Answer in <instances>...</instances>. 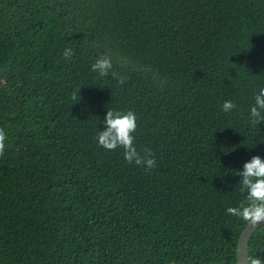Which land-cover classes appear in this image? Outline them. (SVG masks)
<instances>
[{
    "label": "trees",
    "instance_id": "16d2710c",
    "mask_svg": "<svg viewBox=\"0 0 264 264\" xmlns=\"http://www.w3.org/2000/svg\"><path fill=\"white\" fill-rule=\"evenodd\" d=\"M261 87L264 0H0V264H235ZM109 109L155 168L98 145Z\"/></svg>",
    "mask_w": 264,
    "mask_h": 264
},
{
    "label": "clouds",
    "instance_id": "9594fccd",
    "mask_svg": "<svg viewBox=\"0 0 264 264\" xmlns=\"http://www.w3.org/2000/svg\"><path fill=\"white\" fill-rule=\"evenodd\" d=\"M72 50L66 48L64 57L70 59ZM113 68L111 56L104 54L98 57L91 65V70L98 73L101 77L109 75ZM113 78L123 86L126 77L118 73H112ZM80 92V90H79ZM72 99H77V93L73 92ZM254 104L250 108L249 123L252 125L259 124L264 121V87L254 95ZM236 107L235 103L226 100L222 104L224 112H230ZM105 129L96 134L98 145L105 150L123 149L124 159L129 164H135L151 170L156 167V158L151 149L145 148L142 151L135 146L134 133L137 129V117L133 110L116 111L108 110L103 121ZM7 133L4 128L0 127V157L4 155L6 149ZM242 179L240 181L239 190L246 193L245 199L241 200L239 206L227 208L229 215L238 217L247 222L249 227H256L264 224V158L259 155L251 157L250 161L245 162L242 171L236 173ZM248 264H264L260 258L248 257Z\"/></svg>",
    "mask_w": 264,
    "mask_h": 264
},
{
    "label": "water",
    "instance_id": "95a60500",
    "mask_svg": "<svg viewBox=\"0 0 264 264\" xmlns=\"http://www.w3.org/2000/svg\"><path fill=\"white\" fill-rule=\"evenodd\" d=\"M258 226L249 227V225L246 224L241 230L239 234V238H238L237 255H236L235 264H248L249 240H250L252 233L255 231V229Z\"/></svg>",
    "mask_w": 264,
    "mask_h": 264
},
{
    "label": "bare ground",
    "instance_id": "6f19581e",
    "mask_svg": "<svg viewBox=\"0 0 264 264\" xmlns=\"http://www.w3.org/2000/svg\"><path fill=\"white\" fill-rule=\"evenodd\" d=\"M261 227V226H260ZM91 246V245H90ZM250 247V246H249ZM88 250H89V248H88ZM99 253V252H98ZM94 255V254H93ZM251 255V254H250ZM86 263V262H85Z\"/></svg>",
    "mask_w": 264,
    "mask_h": 264
}]
</instances>
